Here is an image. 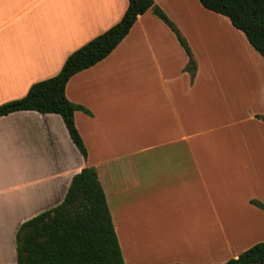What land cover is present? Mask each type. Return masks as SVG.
I'll return each instance as SVG.
<instances>
[{"label": "crops", "instance_id": "1", "mask_svg": "<svg viewBox=\"0 0 264 264\" xmlns=\"http://www.w3.org/2000/svg\"><path fill=\"white\" fill-rule=\"evenodd\" d=\"M154 2L188 41L193 82L175 34L148 11L66 86L90 112L74 116L87 159L58 114L1 117L0 264H17L20 226L61 205L86 167L97 171L125 264H221L264 242V210L252 204H264L261 59L199 0ZM128 5L0 0V106L59 74Z\"/></svg>", "mask_w": 264, "mask_h": 264}, {"label": "trees", "instance_id": "2", "mask_svg": "<svg viewBox=\"0 0 264 264\" xmlns=\"http://www.w3.org/2000/svg\"><path fill=\"white\" fill-rule=\"evenodd\" d=\"M128 1V8L116 25L73 52L59 74L33 84L23 98L2 104L0 118L21 111L58 114L70 139L87 159L74 116L77 111L89 115L90 112L68 100L66 86L72 76L107 58L126 38L138 18L148 11L175 34L188 56L184 70L193 82L197 62L176 24L154 0ZM199 1L205 9L227 17L264 59V0ZM252 204L264 210V204L258 201ZM16 243L17 264H125L106 195L93 167L82 169L72 178L61 205L24 222L17 232ZM221 264H264V242Z\"/></svg>", "mask_w": 264, "mask_h": 264}, {"label": "rangeland", "instance_id": "3", "mask_svg": "<svg viewBox=\"0 0 264 264\" xmlns=\"http://www.w3.org/2000/svg\"><path fill=\"white\" fill-rule=\"evenodd\" d=\"M251 49V48H250ZM253 49V48H252ZM253 51V53H254V55H255V57H258L259 59H261L260 61H261V64L263 65V69H264V60L261 58V56L253 49L252 50ZM252 63H253V58H252ZM254 66H256V68L258 69L259 68V66H258V64H255L254 63ZM255 68V69H256Z\"/></svg>", "mask_w": 264, "mask_h": 264}]
</instances>
